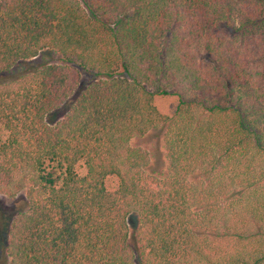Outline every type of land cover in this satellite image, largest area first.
Masks as SVG:
<instances>
[{"label":"trees","instance_id":"trees-1","mask_svg":"<svg viewBox=\"0 0 264 264\" xmlns=\"http://www.w3.org/2000/svg\"><path fill=\"white\" fill-rule=\"evenodd\" d=\"M155 130L160 174L131 145ZM22 192L3 264H264V0H0V195Z\"/></svg>","mask_w":264,"mask_h":264},{"label":"rangeland","instance_id":"rangeland-1","mask_svg":"<svg viewBox=\"0 0 264 264\" xmlns=\"http://www.w3.org/2000/svg\"><path fill=\"white\" fill-rule=\"evenodd\" d=\"M45 60H51V56H40L28 64L38 65ZM87 81L86 75H82V84ZM72 99L66 101L60 108L52 111L46 116V121L53 125L66 113ZM153 104L157 108L160 114L170 116L173 114L176 98L172 96L166 97H155ZM134 147H141L148 151L150 161L147 171L150 173L160 174L165 170V158H164V147L162 142V131L155 130L149 132L144 137L136 139L131 142ZM83 169L80 168V173H83ZM25 193L18 194L15 198H7L0 195V264L5 261V247L7 244V232L12 219L16 214L25 208ZM127 224L132 229L137 224V217L130 215L127 218Z\"/></svg>","mask_w":264,"mask_h":264}]
</instances>
